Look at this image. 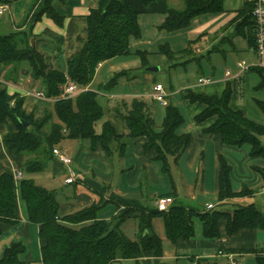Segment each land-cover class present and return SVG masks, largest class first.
I'll return each mask as SVG.
<instances>
[{
  "label": "trees",
  "instance_id": "obj_1",
  "mask_svg": "<svg viewBox=\"0 0 264 264\" xmlns=\"http://www.w3.org/2000/svg\"><path fill=\"white\" fill-rule=\"evenodd\" d=\"M148 6L154 0H139ZM223 0H183V9L169 6L160 29L175 32L189 27L191 21L202 15H216L223 11ZM2 1L0 0V5ZM80 0H40L30 15L28 30L0 35V68L19 66L27 63L29 76L40 82L46 99H52L49 112L34 120L22 110L24 99L17 94L9 95L4 85H0V124L8 127L3 143L8 152L24 158L23 170L32 175L44 170L54 159L52 150L65 139L89 141L92 146L99 144L105 155L110 158L113 152L118 157L125 155L128 139L143 138L144 152H154L155 161L161 163L162 171L169 175V161L177 163L190 144V136L177 134L183 124L180 111L166 104L165 115L160 129L154 128V119L150 106L142 100L133 99L130 104L120 102L110 109L114 119L123 124L122 134H118L113 124H102L101 133L95 131V125L104 117V108L98 100V94L90 86L97 67L115 57L130 54L129 42L141 37L138 25V13L132 9L128 0H99L98 6L89 11L85 18L82 36L78 39L79 48L66 60L65 72L51 69L45 55L36 50L32 43L30 27L42 16L49 17L57 26L70 17L72 9L79 6ZM251 4L245 1L238 12L240 17L235 33L243 36L253 48V24L250 16ZM203 35L189 41L188 48L180 54H174L167 46L159 51L173 60L177 55L192 54L191 45L196 44ZM230 47L231 42H229ZM141 68L146 67L145 53L137 51ZM177 63L174 64L176 66ZM260 78L259 89H264V72L252 70ZM125 72L114 75L99 91H110ZM72 83L78 89H87L72 97L63 95L64 87ZM233 89L228 82L221 95L206 96L194 94L190 90L180 92V97L190 103H200L205 108L195 117L197 123L216 117V122L204 132L218 136L224 147H248L251 158L264 160V126L245 116L240 110H232L229 103ZM264 115V103H257ZM53 116L57 122L53 121ZM28 124L24 128L18 121ZM219 170L217 180V200L219 206L228 200L251 196L252 190L242 185L239 191L231 186V166L223 156L218 157ZM19 195L25 204L26 216L31 224L39 227L38 236L42 242L41 260L43 264H112L116 260H135L143 254L153 257L162 255V242L152 227L155 217L163 222L167 240L176 245L194 237L193 218L202 225V235L206 239L219 238L218 223L224 221L226 234L233 235L240 230L264 229V209L259 211L254 204L236 206L232 212L206 210L203 212L186 209L172 204L167 211L155 209H136L126 207L122 214L110 220L96 219L98 205L61 216L54 191L38 186L32 178L23 177L17 181ZM174 192L158 198H172ZM158 200V199H157ZM173 200V199H172ZM139 235L138 241L128 239L121 226L135 212ZM15 185L13 176L4 173L0 176V221L6 224L16 222ZM25 247L14 242L8 248L0 264H28L23 261ZM137 264V263H133ZM256 264H264V256L256 257Z\"/></svg>",
  "mask_w": 264,
  "mask_h": 264
},
{
  "label": "crops",
  "instance_id": "obj_2",
  "mask_svg": "<svg viewBox=\"0 0 264 264\" xmlns=\"http://www.w3.org/2000/svg\"><path fill=\"white\" fill-rule=\"evenodd\" d=\"M1 1L2 4L8 6V11L0 16V35L7 32L11 33L28 30L30 15L40 0ZM98 1L99 0H80L79 6L72 9L71 16L64 19L62 26H57L49 17L42 16L39 21L30 27L32 43L36 50L45 55L49 68L65 72L67 58L79 48L78 39L82 36V31L85 27V18L90 10L97 8ZM128 2L132 9L138 13L137 21L141 34L139 40H130V54L128 55L136 54L137 51L144 52L146 67L144 69L141 68V60L139 58V61L137 60L133 67L122 69L116 72V74L120 72L126 73L125 77H123L126 82L124 86L129 85L131 88H135L142 84L144 86L150 85L152 89L153 85L158 82H155L154 73L147 69L160 67L167 63V58L159 51V48L161 46H167L174 54H180L188 48L189 41H193L196 38L189 40L187 36L183 35L184 32L188 31L189 27L175 32H167L160 29L165 19L167 8L173 6V0H154V2L150 3L148 6L142 5L139 0H128ZM244 3L245 0H223V11L221 13L196 17L191 21L190 25L196 19H200V21L206 24L213 23L211 26L216 25L213 34L218 33L219 45H225V49L227 50H235L237 48L236 41L238 39H243L245 40L247 48H249L247 40L243 36L235 33V26L240 19L238 12L243 8ZM229 42H231L232 47H230ZM140 47L142 49H140ZM101 66L102 64H100L97 69L101 68ZM116 74L114 73L113 76ZM20 76L30 78L29 69L22 68L21 65L0 68V85L6 87L9 95L17 94L22 97L24 99L22 110L25 115H32L34 120H38L45 112L51 110L53 100L46 99L45 97H37L36 93H41L42 89L35 87L36 82L31 78L27 79L31 88H23L19 84ZM199 78L196 80H189L184 77L176 76L173 84L169 85L170 94H167L168 96L166 99L169 100L175 93L173 85H176V92H179V95L180 92L184 90H190L194 94L213 96L221 95L226 84L229 82L233 89L229 107L234 111L240 110L247 116L245 110L241 106L235 105L237 97L236 82L239 81L237 78L239 79L240 75L236 74L232 82L225 81L221 85L220 90H216V92L211 86V81L207 84H199ZM117 85L123 86L122 78L118 81ZM88 89H90V86ZM150 93V90H135V92L130 94H116L105 97L108 102L112 99H118L119 102L116 101L110 108H104L105 118H102L104 121L101 123V126L95 125L96 133L100 134L102 124L108 121L113 124L118 134H122L123 129L120 128L118 123L113 119L110 114V109L120 102L127 103L125 99L128 97L132 100L138 99L144 101L150 98ZM179 98L181 101L180 107L183 109L184 115L178 106L179 104L172 106L176 107L184 118L183 124L179 127H183L180 134L189 135L190 144L177 163L170 160L174 167L179 168L177 170L181 175L184 174V176H189V181L187 183L188 187L192 186V183L195 186L199 175H201L203 188L207 187L205 176L208 173V182H210V185H208L213 190L211 194L215 196L216 202L219 204L217 200L218 157L223 156L231 166L232 189L234 191H239L242 185H246L248 189L252 190L251 196L228 200L224 205L243 206L238 204L240 203L239 200H251L257 195L264 196V160L261 158H251L249 156V150H244V147H224L218 136L206 134L204 130L211 127L216 122V117L209 118L202 123H197L195 117L200 114L205 107L200 103H190L188 100H184L181 97ZM168 104H170V101ZM148 105L150 106L152 117L156 116L163 119L165 108L159 109L154 108L152 104ZM8 127L14 130L10 122L7 124H0V176L4 173H9L13 176V173L19 171L22 173V178H30L32 176L26 175L23 170L24 158L8 152L5 148L3 137L8 132ZM65 140L77 145H71L72 147L65 146L64 148H60L58 145L57 149L66 156L69 155V157H72L80 164V169L78 168L79 170L77 169L75 171L80 173L81 178L77 179L73 184H64V179L66 178L65 166L57 160L52 159L44 168L49 169V174L43 181L44 185L51 187V182L54 179L61 178L63 186H73L74 192L72 197H65V201L62 203L57 202L59 205L58 211L61 216L72 214L90 207L92 204H96L98 205L96 219L110 220L122 214L126 207L146 210L155 209L156 201L159 199L158 197L171 192H174L172 196L173 205L189 209L180 204L182 198L179 196L176 185L170 175V167L168 175L162 171L161 163L155 161L156 155L154 152L143 151L142 147L145 142L143 138L128 139L126 141L125 156L126 154L128 155L129 162L132 164L128 168L121 170H115L116 168L113 166V163H111V160L105 155L104 150L99 144L92 146L89 141ZM76 142H80V144ZM84 142H87V144L82 145ZM206 166H208V170L205 168ZM200 167L203 168L200 169ZM251 167L253 172H259L261 177H258L256 173L252 174L250 172ZM117 173L119 177H115ZM191 175L194 177L193 180L191 179ZM142 176H146L147 178L145 191L139 189L141 187L139 183ZM115 179H118L119 183L114 185ZM234 182L239 185V188L236 190L233 188ZM14 185L16 222L14 224H6L0 221V259L3 257L4 252L10 248L14 242H21L25 247V253L22 257L23 261L28 264H43L41 260L42 242L38 236L39 227L28 221L25 204L19 195L18 182H14ZM43 188L48 190L45 186ZM258 188H261V192H258ZM206 199L207 196H192L189 198V203L192 204V207H197L196 211L203 212L206 211L207 206L210 205L213 208L214 205L213 200L208 201ZM148 201L151 202V206ZM109 204L114 206V208L109 207ZM138 216L139 212L135 211L130 218H128V220H134L136 224L134 226H136L137 229L136 217ZM198 222L200 232L196 233L194 230V237L191 240L181 241L176 245H172L169 242L172 245V251L168 250L167 254L162 253L160 257L143 254L135 260H116L112 262V264H133L134 262L137 264H223L225 256L234 257L238 264H256V257L264 256V229L240 230L229 236L226 234L225 222L220 221L218 223L220 237L216 239H206L202 235L201 222L199 220ZM123 234L132 241L139 240L138 233L136 234L133 232V237L131 238L124 232ZM164 238H166V236ZM220 251L224 256L218 254Z\"/></svg>",
  "mask_w": 264,
  "mask_h": 264
},
{
  "label": "rangeland",
  "instance_id": "obj_3",
  "mask_svg": "<svg viewBox=\"0 0 264 264\" xmlns=\"http://www.w3.org/2000/svg\"><path fill=\"white\" fill-rule=\"evenodd\" d=\"M172 5L177 10H181L183 9V6H184L183 0H173ZM212 24L213 23L206 24L205 22L200 21V19H196L191 25H189L188 31L183 33V35L187 36L189 40H193L197 38L199 35H203V36L200 38V40L196 44L191 45L192 54L188 56L182 55V54L177 55L173 60L171 61L167 60V63H165L164 65L160 67H154L158 69L156 72H153L154 77L156 79L155 82L162 84L163 87H165L167 94H170L169 85L173 84L174 78L176 76L184 77L189 80H196L197 78L202 77V78H208L211 81V86L215 89V92H216V90H220L221 85L225 81L232 82V79L235 78L236 74L240 75V78L239 79L237 78V80L239 81L236 82L237 83L236 85L237 86L236 88L237 97H236L235 105L241 106L245 110L248 118L264 126V115L261 113V111L259 110L257 106L258 102L264 103V89L258 88L261 84L260 78L258 74L254 71H249L248 73L246 72L244 74H240V70L237 67V65L242 62H244V65L247 67L253 65L254 56H253L252 50L247 48L245 40L243 39H238L237 40L238 42L236 41L237 48L235 50L225 49V45L223 44L219 45L218 33L213 34L216 25L211 26ZM7 33H4V34H7ZM140 49L142 48L140 47ZM137 60L139 61V57L136 54L119 56V57H115L109 60L108 62L102 63L101 68L97 69L93 77V80L90 84V88L92 91L97 92L98 100L103 108L105 107L110 108L116 101L119 102L118 99L117 100L112 99L110 102H108L105 97L109 95L130 94L132 92H135V90L137 91L150 90L151 91L150 85L144 86L140 84V86L138 85L135 88H131V86L129 85L124 86L126 85L125 84L126 82H125V79H123V77H122L123 86L117 85V87L113 88L110 91H102V90L99 91L98 90L101 85L106 84L110 80V78L113 76L114 73L116 74V72L122 69H128V68L133 67V65L137 62ZM175 63H177L176 66H174ZM20 65L22 66V68L29 69L27 63H21ZM227 73L229 74L228 77H226ZM27 79H30V78L20 76L19 84L25 89H30L31 85L28 84ZM35 87L42 89L40 82H36ZM173 88H174L173 90L175 91V93L173 94V96H171L169 100L166 99V101L167 103L170 101V105L179 104L178 106L181 109L180 107L181 101L179 98L180 95L178 94L179 92H176V88H177L176 85H173ZM131 100L132 99L128 97L125 99V102H127V104H130ZM144 101L150 105L152 104L154 108H159V109L165 108V106H162L160 103L152 102L151 98L145 99ZM181 111L184 115L183 109H181ZM153 119H154V127H155L154 129L158 131L161 126L162 118L153 116ZM114 120L115 122L118 123L119 127L123 129V124L120 122V120L119 119L117 120L114 119ZM53 121L57 122V119L55 118V116H53ZM103 121L104 119L97 122L96 125L101 126V123ZM182 130H183V127L179 128L176 131V133L180 134ZM261 140L264 142L263 137ZM76 143L80 144V142H76ZM74 144L75 143L73 142L64 140L63 142L59 144V147L60 148H64L65 146L72 147L71 145H74ZM86 144L87 142L82 143V145H86ZM76 145L77 144H75V146ZM243 149L248 150V147H244ZM113 154L114 155L111 156L109 159L111 160V163H113V166L116 168L115 170L126 169L132 164L131 162H129L130 160L127 154L126 156L124 155V157L122 158L118 157L117 152H113ZM67 156L69 157V155ZM69 158L72 159V163L69 166L63 165L65 166V169H66L65 170L66 177L67 175H69L70 170L74 171V170H77L78 168L80 169L79 167L80 164L77 161H75L72 157H69ZM168 161L169 163H171L169 164L170 175L173 178V181L176 185L179 196L182 198V200L180 201L181 205L186 206L189 209L196 210L197 207H192L191 206L192 204L189 203V198H191L192 196H199V197L207 196L206 200L214 201V205H213L214 210L232 212L233 209L236 206H238V205H222V206L218 205V203L216 202L215 196L211 194L213 190L209 187L210 182H208V179H209L208 173L205 176L206 181H207L206 182L207 187L203 188L201 175H199V177L197 178V182L195 186L192 183L191 184L192 186L188 187L187 183L189 181V176L188 175L184 176V174L181 175V173L177 170L179 168L174 167L170 159H168ZM202 168L203 167H200V169ZM205 168H207L208 170V166H206ZM48 171L49 169L46 168L44 169L42 173L31 175L32 177L30 178L32 179L34 178L35 183L38 186H41V187L45 186V188H47L48 190H54L56 192V200L58 203L64 202L65 197H72L73 192H74L73 186L71 185L63 186L62 185L63 182L61 178L54 179L51 182V187L48 185H44L43 181L45 177L48 176L49 174ZM250 172L252 174L256 173L258 177H261V174L259 172H256V171L253 172L252 167L250 168ZM115 177H119L118 173H117V176ZM191 179L192 180L194 179L192 175H191ZM114 181H115L114 185L119 183L118 179H115ZM146 183H147L146 176H142L140 183H139L141 187L139 189H142V191L143 190L145 191L146 186H147ZM233 188L236 190L237 188H239V185L234 182ZM257 190L258 192H261V188H258ZM239 202L240 203L238 204L243 205V206L246 204L247 205L254 204L259 211H262L264 209V196H261V195H257L251 200L249 199H243L242 201L239 200ZM148 203L151 206V202L148 201ZM109 207L114 208V206H112L111 204H109ZM152 224H153L155 233L162 240L161 241L162 242V253L167 254L168 250L172 251V245L169 243V241L166 238H164L165 236H164V231H163L164 227H163L162 219L160 217H155L152 221ZM134 225H136L134 220L132 219L126 220L125 223L121 226V230L128 237L131 238L133 237V232L137 234V230H138L136 226ZM193 226H194V230L196 233L200 232V226H199V222L197 218H193Z\"/></svg>",
  "mask_w": 264,
  "mask_h": 264
},
{
  "label": "built area",
  "instance_id": "obj_4",
  "mask_svg": "<svg viewBox=\"0 0 264 264\" xmlns=\"http://www.w3.org/2000/svg\"><path fill=\"white\" fill-rule=\"evenodd\" d=\"M249 2L252 6L250 16L253 24V48L252 52L254 55V63L252 66H245L244 62L239 63L237 65L240 73H246L250 70H260L264 72V0H245ZM8 11V6L6 4L0 5V16L3 15L5 12ZM229 74L227 73L226 76ZM209 79L206 78H199V84H207L209 83ZM87 89H78L74 84L69 83L64 87L63 95L65 97H72L77 95L80 92L86 91ZM37 97L44 98V94L41 92L36 93ZM103 96V95H102ZM150 98L152 101L160 103L161 105H166V98L167 93L162 84L157 83L153 85L150 93ZM52 155L55 160L60 162L62 165L69 166L72 163V159L66 156L57 148L52 150ZM22 178V173L16 171L13 173V180L17 182ZM80 173H77L75 170H70L69 175L64 179V184H73L77 179H80ZM172 198L165 197L160 198L156 201V208L158 211H167L170 205L172 204ZM212 207L209 205L206 207V210H210ZM219 255H223L220 251ZM223 264H238L234 257L232 256H225V261Z\"/></svg>",
  "mask_w": 264,
  "mask_h": 264
},
{
  "label": "water",
  "instance_id": "obj_5",
  "mask_svg": "<svg viewBox=\"0 0 264 264\" xmlns=\"http://www.w3.org/2000/svg\"><path fill=\"white\" fill-rule=\"evenodd\" d=\"M148 71H150V72H156L158 69L157 68H149V69H147ZM24 128H26L27 126H28V124L27 123H25L24 121H22V120H19L18 121Z\"/></svg>",
  "mask_w": 264,
  "mask_h": 264
}]
</instances>
